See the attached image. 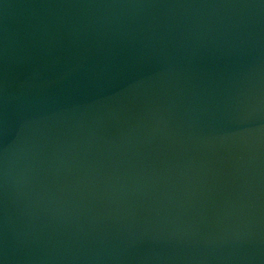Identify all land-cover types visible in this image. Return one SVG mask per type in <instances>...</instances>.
Masks as SVG:
<instances>
[{"label":"water","instance_id":"1","mask_svg":"<svg viewBox=\"0 0 264 264\" xmlns=\"http://www.w3.org/2000/svg\"><path fill=\"white\" fill-rule=\"evenodd\" d=\"M0 264H264V0H0Z\"/></svg>","mask_w":264,"mask_h":264}]
</instances>
